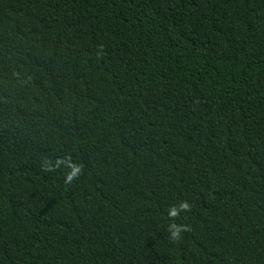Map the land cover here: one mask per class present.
Returning a JSON list of instances; mask_svg holds the SVG:
<instances>
[{"label":"trees","instance_id":"16d2710c","mask_svg":"<svg viewBox=\"0 0 264 264\" xmlns=\"http://www.w3.org/2000/svg\"><path fill=\"white\" fill-rule=\"evenodd\" d=\"M0 264H264V0H0Z\"/></svg>","mask_w":264,"mask_h":264},{"label":"clouds","instance_id":"9594fccd","mask_svg":"<svg viewBox=\"0 0 264 264\" xmlns=\"http://www.w3.org/2000/svg\"><path fill=\"white\" fill-rule=\"evenodd\" d=\"M187 205H181V207H186Z\"/></svg>","mask_w":264,"mask_h":264}]
</instances>
